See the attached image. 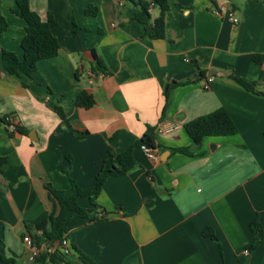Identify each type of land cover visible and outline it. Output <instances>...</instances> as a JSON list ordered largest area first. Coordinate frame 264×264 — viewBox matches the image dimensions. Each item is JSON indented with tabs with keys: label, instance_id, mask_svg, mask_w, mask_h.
Returning <instances> with one entry per match:
<instances>
[{
	"label": "crops",
	"instance_id": "crops-1",
	"mask_svg": "<svg viewBox=\"0 0 264 264\" xmlns=\"http://www.w3.org/2000/svg\"><path fill=\"white\" fill-rule=\"evenodd\" d=\"M17 1L0 0V32L2 18L7 22L0 159L19 160L0 173V264L2 257L34 264L24 238L32 236L27 226L54 212L49 189L69 197L72 181L90 188L110 152L126 151L160 124L179 129L155 132L159 161L136 148L137 167L110 178L97 198L104 218L72 217L66 262L80 264L75 246L96 264H264V0H169L160 40L133 19V5L122 1L119 9L121 0H29L42 21H57L51 31L60 50L21 77L2 62V51L23 58L26 23L13 12ZM221 7L224 17L213 12ZM89 8L96 14L88 16ZM230 10L239 24L227 18ZM151 14L155 20L160 11ZM93 52L109 75L93 72ZM234 78L255 84V92ZM169 84L179 85L162 119ZM83 91L93 96L92 108L77 106ZM219 109L237 134L205 138L196 149L184 126ZM4 119L24 132L10 133ZM182 148L195 156L174 152ZM79 204L92 208L88 198ZM207 228L218 241L203 235Z\"/></svg>",
	"mask_w": 264,
	"mask_h": 264
},
{
	"label": "trees",
	"instance_id": "trees-1",
	"mask_svg": "<svg viewBox=\"0 0 264 264\" xmlns=\"http://www.w3.org/2000/svg\"><path fill=\"white\" fill-rule=\"evenodd\" d=\"M121 1L135 7L133 19L144 26L145 34L148 37L154 40L165 38V15L170 8L169 0ZM121 7H119V9H121ZM154 7L159 9L160 14L158 18L152 20L151 9ZM13 12L26 23L25 34L21 43L23 58L20 59L13 52L2 51L3 67L11 76H32L36 72L40 61L58 56L60 43L51 31L52 27L57 25V21L52 16H50L46 22L42 21L40 16L31 10L29 0H18ZM86 14L88 16L95 15L96 9L89 8L86 10ZM6 28L7 22L2 18L0 37L1 33ZM93 56V72L98 76L100 74L109 75L110 73L104 64V61L98 57L95 52H93ZM234 79L248 91L255 92V84L240 78ZM179 84H169L164 89L165 105L162 111V119L165 118L169 111L173 91ZM76 104L78 107L88 109L95 105V100L93 96L83 91L78 95ZM56 112L61 118L65 117L62 109L57 107ZM3 122L6 126L11 124L8 119H4ZM184 127L196 149L202 147L205 138L232 136L238 132L235 123L225 109H219L211 114L197 118L188 122ZM16 130H18V132H24L19 128ZM144 145L153 150L159 148L163 149V147L159 146L156 142L155 128L148 127L145 134L126 151L117 155L110 152L108 158L104 161L100 172L96 176L93 186L90 188H81L72 181L71 195L69 197H66L63 192H56L49 189L54 198L55 210L50 216L37 225L27 226V230L29 234L32 235L34 241L39 246L47 245L48 243H50V247L54 246L58 241L63 239L64 235H67V226L71 222L73 216L89 219L92 222L102 220L106 213H102L101 210L98 211L99 206L97 205V198L110 178L126 175L137 167L134 150L138 147L141 148ZM174 152L182 153L191 157L195 156L188 148L174 149ZM18 161L19 160L15 156L1 158L0 173L4 172L7 168L17 166L19 163ZM82 198H88L89 204L92 208L86 209L81 207L79 200ZM251 229L255 233L261 231L259 221H254L251 225ZM33 231L41 232V235H37ZM203 235L214 241H218L212 228L205 229ZM257 245L258 243H256L254 247ZM73 250L78 255L80 264H96L91 258L77 249V247L73 246ZM2 261L5 264H17L14 258L2 257ZM49 263L70 264L66 262L65 256L59 252L52 255L42 252L37 257L34 264Z\"/></svg>",
	"mask_w": 264,
	"mask_h": 264
},
{
	"label": "built area",
	"instance_id": "built-area-1",
	"mask_svg": "<svg viewBox=\"0 0 264 264\" xmlns=\"http://www.w3.org/2000/svg\"><path fill=\"white\" fill-rule=\"evenodd\" d=\"M118 6H123V2L119 1ZM214 14L217 15L218 17H224L223 13L226 12L225 7L221 8H216L213 10ZM227 18L232 21L234 24H239V19L235 16L234 12L232 10L229 11ZM214 81V77H210L209 79L206 80L205 88L209 89L210 88V83ZM7 129L9 130L10 133H13L16 131V126L15 124L11 123L10 125L6 126ZM179 127L177 125H170V124H160L156 128L155 132L158 134H170L176 130H178ZM141 149L145 153L146 157L154 162L159 161V154L157 150H153L148 148L146 145L142 146ZM39 235H41V232H38ZM24 244L26 248L29 251V260L32 263H35L37 257L42 253L45 252L49 255H52L54 253H61L65 257H69L72 255V248L70 244V240L68 235H64L63 239L61 241H58L54 246L50 247L47 245H42L39 246L33 239L32 236H26L24 238ZM246 255L249 254V251L247 250Z\"/></svg>",
	"mask_w": 264,
	"mask_h": 264
},
{
	"label": "water",
	"instance_id": "water-1",
	"mask_svg": "<svg viewBox=\"0 0 264 264\" xmlns=\"http://www.w3.org/2000/svg\"><path fill=\"white\" fill-rule=\"evenodd\" d=\"M162 157H163V154H162ZM162 159H163V158H162ZM49 245H50V243L47 244V246H49Z\"/></svg>",
	"mask_w": 264,
	"mask_h": 264
}]
</instances>
